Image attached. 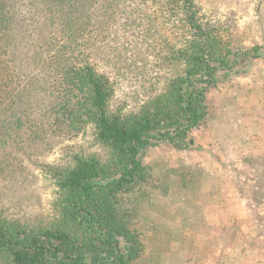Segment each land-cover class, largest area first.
Instances as JSON below:
<instances>
[{
    "label": "trees",
    "instance_id": "1",
    "mask_svg": "<svg viewBox=\"0 0 264 264\" xmlns=\"http://www.w3.org/2000/svg\"><path fill=\"white\" fill-rule=\"evenodd\" d=\"M138 1L143 24L128 28L139 62L124 67L142 66L157 37L166 73L150 78L146 68L136 69L141 79L132 82L142 93L134 91L131 105L124 99L111 110L116 78L82 49L101 0H0V264H138L145 246L135 220L151 178L147 151L166 143L188 149L209 116L211 89L246 74L253 60L264 61V45L236 46L228 24L208 19L196 0H163L174 5L171 28L179 32L165 42L146 13L149 1ZM21 33L38 48L16 61L18 46L10 44ZM128 58L119 51L123 64ZM13 68L30 78L18 94L21 79L14 80ZM86 133L105 157L41 161L61 140ZM28 163L45 167L54 186L49 214L36 219L11 216L6 199L9 181L25 175Z\"/></svg>",
    "mask_w": 264,
    "mask_h": 264
},
{
    "label": "rangeland",
    "instance_id": "2",
    "mask_svg": "<svg viewBox=\"0 0 264 264\" xmlns=\"http://www.w3.org/2000/svg\"><path fill=\"white\" fill-rule=\"evenodd\" d=\"M101 1L104 5L100 3L96 7L89 25L91 33L84 38L87 42L82 49L86 54H91V59L100 71L110 78H116L119 91L110 103L113 110L124 99L131 105L134 91L142 93L139 84L132 82L141 79L137 77L136 69L146 68V71H142L147 72L150 78L166 73V65L162 60L165 57L164 43L157 41V37L151 39V48L147 58H144V64L127 70L124 65L133 66L139 62L132 53L140 51L128 26L132 22L136 26L139 22L143 24L139 20V12H145V9L136 8L140 3L138 0H130L128 5L123 0ZM148 1L146 13L151 15L148 16L149 20L160 31L159 39L164 42L177 39L179 32L172 31L174 23L170 20L174 5L163 3V0ZM257 1L196 0V4L208 19L228 24L236 46L247 48L248 44L255 42L257 27L247 24L246 16L251 9L245 3L252 2L253 7ZM133 11L135 13L130 16ZM133 32L137 33L138 30ZM34 44L25 33L12 38L11 47L18 46L14 52L18 56L16 61L24 58L28 49L34 54L38 48ZM47 51L46 47L42 55ZM119 51L129 57V62L123 64L119 59ZM125 74H129V80L124 77ZM12 75L15 81L18 75L21 79L14 90L18 94L19 89L28 86L30 78L27 80L28 77H24L26 72L19 74L17 70ZM229 81L231 79L220 84L225 85ZM216 87L208 94L209 116L192 133L194 143L188 149L179 150L166 143L151 147L146 153L145 163L151 169V178L136 212L135 227L141 232L145 246L144 257L138 264H264V185H261L264 172L257 182V189L248 193L252 198L260 199L257 203L262 205L261 213L250 209L248 213H241L235 207L237 204L226 203L225 187L228 180L227 170L220 167L224 156L221 154L222 148L220 155L208 153L211 131L216 118L221 114L219 103L224 92V88L218 90ZM80 135L73 141L61 140L40 156L41 161L60 165L69 162L70 157L76 154L105 157L104 149L100 148L91 133ZM242 161L234 167L237 173L235 177L245 184V180L248 182L253 175L252 170L256 169L251 168V163L245 169L246 165H242L245 164ZM250 161L261 165L256 160ZM28 167L25 175L9 181L11 186L7 189L6 199L11 206V216L36 219L49 214L54 186L44 173L45 167L40 168L31 163H28ZM247 187L253 189L250 183ZM239 190L244 193L241 188ZM222 208L226 211L219 213L215 210Z\"/></svg>",
    "mask_w": 264,
    "mask_h": 264
},
{
    "label": "crops",
    "instance_id": "3",
    "mask_svg": "<svg viewBox=\"0 0 264 264\" xmlns=\"http://www.w3.org/2000/svg\"><path fill=\"white\" fill-rule=\"evenodd\" d=\"M245 4L251 9L246 16L247 24L257 27L255 42L252 41L247 48L263 46L264 0H258L253 7L252 2ZM216 88L218 90L224 88V92L219 103L221 114L216 118L212 128L208 153L220 155L222 148L221 154L224 156L220 167L227 170L228 180V187H225L226 203L237 204L235 207H238L241 213H248L249 209L261 213L262 205L257 203L260 199L252 198L248 193H253L257 189L259 185L257 182L264 172V166H261L264 164V62L259 59L253 60L246 74L232 78L225 85L219 84ZM250 160H256L261 165ZM241 161L245 163L242 164L246 165L245 169L249 163L252 169H256L252 170L253 175L248 182L245 180V184L237 181L235 177L237 173L234 167ZM249 183L253 189L247 187ZM261 185H264V181ZM215 210L219 213L226 211L224 208Z\"/></svg>",
    "mask_w": 264,
    "mask_h": 264
}]
</instances>
